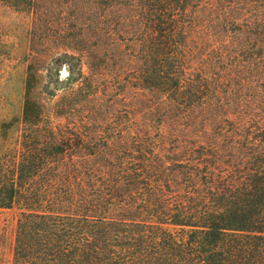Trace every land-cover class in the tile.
<instances>
[{"label":"trees","instance_id":"1","mask_svg":"<svg viewBox=\"0 0 264 264\" xmlns=\"http://www.w3.org/2000/svg\"><path fill=\"white\" fill-rule=\"evenodd\" d=\"M61 1L0 5L28 13L29 31L70 19V47H132L149 105L125 124L109 113L94 143L102 103L121 100L98 55H71L57 100L25 83L7 123L19 137L0 151V209L19 210L9 264H264V0ZM201 47L236 61L223 70Z\"/></svg>","mask_w":264,"mask_h":264},{"label":"rangeland","instance_id":"2","mask_svg":"<svg viewBox=\"0 0 264 264\" xmlns=\"http://www.w3.org/2000/svg\"><path fill=\"white\" fill-rule=\"evenodd\" d=\"M69 1H61L60 9L66 11L65 5ZM42 24L45 29L29 31L31 17L28 13L0 5V151L14 144L19 137L17 125L7 123L16 121L21 116L25 83L29 81L33 95L47 99V93L50 92L55 94L53 99L57 100L69 86L61 81L60 76L64 75L62 72H67L68 63L78 62L76 57H71L76 55L77 49L84 51L90 49L94 55H98L94 65L98 64L104 74L111 75L109 78L114 81L115 87L111 94H119L121 99L114 109L109 103L105 101L102 103L107 106L97 113L94 124L87 132V138L89 136L95 138L88 140L97 143L101 142L99 138L109 135L113 123L108 125L109 127L106 124L111 122L113 116H117L115 121L119 124L128 123V117L135 120L144 118L149 103L145 90L132 78V65L127 60V52L132 47H110L109 43L101 47L96 38L89 41V47H70L68 46L72 45L70 38L79 33L76 29L72 30L73 24L70 19L52 12ZM222 35L221 32L217 39H221ZM229 49L234 50L235 47H201V52L208 53L207 56L213 61L220 60V56L224 57V61L220 60V65L225 70L236 61ZM44 109L52 113L49 107L46 106ZM109 113H112V117ZM54 115L63 117L65 114L55 112ZM67 121L62 119L55 123H60L61 127H64L62 131L71 135L72 132L65 129ZM104 127L108 130L102 135L100 131ZM71 136L74 138V135ZM18 213L16 207L0 209V226L4 232L0 251L4 264H9L11 259V244Z\"/></svg>","mask_w":264,"mask_h":264},{"label":"water","instance_id":"3","mask_svg":"<svg viewBox=\"0 0 264 264\" xmlns=\"http://www.w3.org/2000/svg\"><path fill=\"white\" fill-rule=\"evenodd\" d=\"M64 75L66 74L65 72H62Z\"/></svg>","mask_w":264,"mask_h":264}]
</instances>
